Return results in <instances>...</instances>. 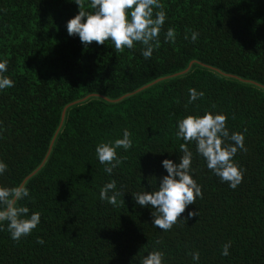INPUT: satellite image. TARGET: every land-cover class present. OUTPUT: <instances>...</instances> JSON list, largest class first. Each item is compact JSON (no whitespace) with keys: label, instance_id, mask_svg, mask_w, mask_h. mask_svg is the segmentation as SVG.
<instances>
[{"label":"trees","instance_id":"trees-1","mask_svg":"<svg viewBox=\"0 0 264 264\" xmlns=\"http://www.w3.org/2000/svg\"><path fill=\"white\" fill-rule=\"evenodd\" d=\"M160 2V46L145 59L138 43L116 52L109 41L85 47L69 36L73 0H0V59L14 81L0 91V160L8 166L0 186L23 183L30 199L18 205L41 214L18 241L0 231V264H139L154 248L165 264H264V0ZM168 27L174 43L164 42ZM189 29L196 41L185 39ZM189 88L204 96L188 103ZM205 110L226 115L229 135L243 132L234 157L242 180L235 189L221 183L189 143L202 197L181 213L186 222L161 231L131 193L155 189L167 175L161 161L181 155L176 121ZM125 128L133 145L116 149L124 159L108 175L95 146ZM109 180L122 193L117 206L99 200ZM189 210L199 215L187 219Z\"/></svg>","mask_w":264,"mask_h":264},{"label":"clouds","instance_id":"clouds-1","mask_svg":"<svg viewBox=\"0 0 264 264\" xmlns=\"http://www.w3.org/2000/svg\"><path fill=\"white\" fill-rule=\"evenodd\" d=\"M78 6V12L66 21V31L69 36H78L80 42L87 47L92 41L104 44L109 41L112 49L122 52L133 49L140 44V55L148 59L154 48L160 46L158 39L164 25L166 12L160 0H73ZM155 10V11H154ZM185 39L196 41L198 32L188 30ZM164 42L174 43L176 31L168 27L164 31ZM7 60L0 59V91L14 86V81L5 75ZM203 91L188 89V103L202 98ZM226 115L222 112L205 110L203 114H188L179 118L175 124V136L183 142L179 144L177 162L163 159L161 165L167 175L159 178V184L150 191L131 193L136 204L151 209L152 226L161 231H168L181 218L186 206L195 203L202 197V188L194 179L191 168L193 153L189 143H194L196 154L204 161L205 167L218 177L221 183H226L230 189H235L243 177V168L234 160L237 150H244L243 132L229 130L225 126ZM231 141V143H228ZM133 145L131 133L123 129L119 138L110 143H99L95 146L98 162L104 166V172L111 175L124 159L117 156L116 149L127 152ZM8 170V166L0 160V176ZM144 188V187H143ZM122 193L117 189L116 181L109 180L99 188V200L117 206V197ZM124 195V194H123ZM29 198V189L23 184L8 187L0 186V231L7 229L10 239L18 241L27 237L40 223V212L29 214L26 206L18 205V201ZM124 203V201H122ZM199 215V211L189 210L187 219ZM37 244H43V239L37 237ZM159 244V241H156ZM231 242L224 243L220 249L221 256L229 255ZM139 264H165V253L159 248L146 252ZM193 262L199 261V253H190Z\"/></svg>","mask_w":264,"mask_h":264},{"label":"water","instance_id":"water-1","mask_svg":"<svg viewBox=\"0 0 264 264\" xmlns=\"http://www.w3.org/2000/svg\"><path fill=\"white\" fill-rule=\"evenodd\" d=\"M192 64H193V63H192ZM192 64H190L189 68H188L186 71H184L183 73H180V74H178V75H175V76H179V75H183V74L187 73V72L190 70ZM160 81H162V80H158V81L154 82L153 84H150V85H148V86H146V87L140 89L139 91H137V93L140 92V91H142V90H144V89H146V88H148V87H150V86H152V85H154V84H156V83H158V82H160ZM87 99H88V98H86V99H84V100H82V101H80V102H83V101H85V100H87ZM120 100H121V99H120ZM118 101H119V100H118ZM80 102L73 103V104L69 105V106L64 110V112H63V116H62V122H63V120H64V116H65V112H66V110H67L70 106H73V105L78 104V103H80ZM44 163H45V162H44ZM42 166H43V164H42V165L40 166V168H39L36 172H34L30 177H32L33 175H35V174H36V173L42 168ZM30 177H29V178H30ZM29 178H28V179H29Z\"/></svg>","mask_w":264,"mask_h":264}]
</instances>
